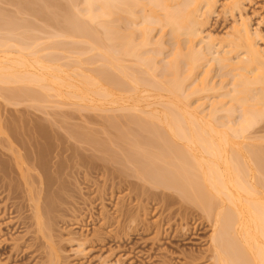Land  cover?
<instances>
[{
    "label": "bare ground",
    "instance_id": "1",
    "mask_svg": "<svg viewBox=\"0 0 264 264\" xmlns=\"http://www.w3.org/2000/svg\"><path fill=\"white\" fill-rule=\"evenodd\" d=\"M216 1L68 0L61 7L63 14L56 12L57 19H52L60 29L52 33L53 42L48 46L51 52L45 54L37 46L41 39L28 43L33 36L31 33L28 36V28L26 35L19 32L20 40L15 39L12 28L30 24L20 23L22 19L17 20L11 14L7 17L9 14L3 12L5 17L0 9V28L5 27L12 34L7 41L0 42V53L6 54L0 56V97L7 92L8 100L23 96L30 100L32 97L35 102L44 93L63 99L62 102L74 100L73 105L82 109L115 112L103 117V127L115 128L107 139L110 143L118 140L114 146L121 149L119 154L113 151L112 161L122 166L135 164L136 172L140 173L137 175L146 180L151 177L148 179L151 183L169 186L182 200H190L206 219L215 217L211 221V247L207 251L213 264H264V148L261 151L254 148L246 136L264 118V48H259L255 35L243 23L235 27L230 43L233 50L245 48L243 56L235 60L228 56L233 52L230 50L222 56L210 57L213 47L211 40L203 36V28ZM240 1L231 2L229 7H239ZM10 2L14 4L13 0ZM51 2L22 0V5L25 4L22 10L25 8L23 11L47 23L53 18L50 10H60L63 4L57 3L59 7L52 8ZM52 20L46 25L53 24ZM39 30L35 29L34 34ZM167 33L174 46L170 51L163 41ZM63 36L64 40L59 41ZM65 38H71L70 42L66 43ZM82 42L87 47L80 46ZM214 62L221 70L229 68L232 87L212 101L208 112L200 110L205 105L202 102L191 108L193 95L227 87L224 81L219 86L213 83ZM6 85L12 87L5 88ZM156 97L159 101H154V105H163V109L155 106V110H147L153 105L151 99ZM145 101L149 104L141 105ZM126 110L132 112L122 115ZM133 110L139 113L133 115ZM238 110L236 120L233 116ZM124 118L128 120L125 122ZM0 133H3L1 121ZM94 134L84 135L93 145L103 147ZM128 140H133V145L122 148L121 142ZM104 143L109 147L107 140ZM143 155L147 157L145 161L139 159ZM0 170L3 171L1 166ZM24 176L25 180L32 179L30 173ZM162 196L164 203L174 201V194ZM40 206L36 207L38 219L43 215ZM167 210L170 218L173 211L170 207ZM132 217L130 223L138 224L140 219ZM44 224L40 222V229L46 232L49 228ZM128 230L131 232V227Z\"/></svg>",
    "mask_w": 264,
    "mask_h": 264
},
{
    "label": "rangeland",
    "instance_id": "2",
    "mask_svg": "<svg viewBox=\"0 0 264 264\" xmlns=\"http://www.w3.org/2000/svg\"><path fill=\"white\" fill-rule=\"evenodd\" d=\"M9 1L0 0L2 13L9 14L7 17L11 14L17 20L22 19L20 23L30 24L23 27L24 29L19 26L23 23L14 26L13 37L19 39L22 32L26 35L25 28H28V36L30 33L33 35L28 38V43H34V40L38 43L37 39H41L40 45L38 43L37 46L45 50L38 49L44 54L51 52L48 46L53 42L52 33L55 34L60 29L54 21L57 14H63L61 7L68 0H50L54 2V4L51 2V7L63 3L60 10L56 8L49 12L50 14L52 12L53 17L49 16V19L55 18L52 20L55 26L52 23L47 26L50 20L46 23L44 20L41 21L40 17L23 11L25 8L23 10L22 8L27 1H23L24 6L22 0H16V3L13 0L15 5ZM233 1L235 0H217L216 6L208 15L203 36L207 41L211 40L213 49L210 57L213 54L222 56L226 51L233 50L230 43L234 39L235 27L243 23H246L255 35L259 48H264V0H241L239 7L231 9L229 6ZM5 14L3 13L4 16ZM32 27L34 30L40 29L41 32L39 30L36 32L38 34H34ZM4 28H0V42L7 41L12 35ZM58 37H54V40ZM60 39L64 40V36L58 40ZM69 40L71 38L66 39V43H69ZM163 41L167 51L173 49L169 33ZM83 43L80 46L87 47L88 44L83 46ZM245 50V48L233 50L228 56L238 60ZM5 55V52L3 55L0 53L2 57ZM214 65L211 71L213 83L219 86L224 81L228 83L227 87L205 92L200 96L193 95L190 100L191 108H196L198 103L202 102L205 105L199 109L208 112L212 101L217 99L220 93L231 89L233 76L228 72L229 68L221 70L217 63L214 62ZM225 72L227 74L223 75ZM10 87L12 85L9 87L6 85L5 88ZM32 89L36 87L33 86ZM7 95V92H3V97H0V121L3 123V133H0V166L3 168L2 172L0 170V264L214 263L207 251L211 247L210 237L213 230L211 221L215 217L210 216L206 219L201 210L193 208L190 200L184 198L182 200L181 196L176 195L178 193L175 194L168 189L169 186L151 183L148 181L151 178L150 174L147 180L137 175L139 172L138 170V173L136 172L135 164L130 163L129 166L123 163L122 166L117 163L118 161L114 162V159L112 161L114 153L119 154L118 151L121 149L114 146L118 140H112L113 143H110L107 139L109 133L115 132V128L103 127L105 125L103 117L112 116L110 114L114 115L115 112L82 109L73 105L74 100L62 102L63 99L44 93H40L41 97L39 96L35 102L32 97L30 100L23 96H15V99L12 97L13 100L10 101L6 98L9 97ZM158 98L151 99L153 105L159 101ZM149 101L141 105L151 103ZM153 105L147 110H155V106L156 109L157 107L160 109L163 106ZM124 112L129 111H122V115L126 114ZM138 113L133 110L132 114ZM219 115L223 116L225 113ZM239 115L238 110L233 118L238 120ZM127 120L128 118L126 120L124 118L125 122ZM84 132L89 137L92 136L90 134L96 133L95 138L101 139L103 147L93 145ZM246 136L249 138L247 142L249 141L254 148L258 150L264 148V118L250 129ZM106 140L109 147L104 145ZM22 141L26 150L23 149ZM128 141L121 142L122 148L133 145V140ZM255 143L260 144L257 146ZM10 147H13L14 151L10 150ZM20 157L22 160H17ZM142 157L139 159L147 158L144 155ZM24 173L32 174V179L29 177V180H25ZM139 190L143 194L139 193ZM162 193L174 194L173 200L178 201L164 203L161 201ZM37 205L43 208L41 219L36 215ZM169 207L173 211L170 218L168 217L170 212L167 210ZM132 216L140 219L138 224L130 223L133 221ZM40 222L47 224L50 230L42 231ZM158 225L161 228H158ZM130 227L131 232L128 230Z\"/></svg>",
    "mask_w": 264,
    "mask_h": 264
}]
</instances>
